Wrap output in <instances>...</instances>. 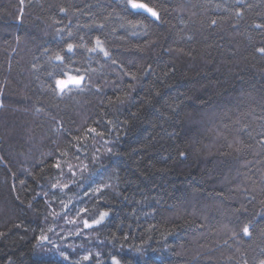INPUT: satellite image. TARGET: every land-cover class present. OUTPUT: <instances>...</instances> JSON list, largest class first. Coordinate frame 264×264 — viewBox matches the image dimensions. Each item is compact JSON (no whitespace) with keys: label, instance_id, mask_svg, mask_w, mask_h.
<instances>
[{"label":"trees","instance_id":"obj_1","mask_svg":"<svg viewBox=\"0 0 264 264\" xmlns=\"http://www.w3.org/2000/svg\"><path fill=\"white\" fill-rule=\"evenodd\" d=\"M136 1L0 0V264L264 262V0Z\"/></svg>","mask_w":264,"mask_h":264},{"label":"snow or ice","instance_id":"obj_2","mask_svg":"<svg viewBox=\"0 0 264 264\" xmlns=\"http://www.w3.org/2000/svg\"><path fill=\"white\" fill-rule=\"evenodd\" d=\"M128 3L130 4L132 9H143L145 12L150 13L153 17L157 16V13L155 11H153L152 8L148 7L146 4L144 3H138L136 2V0H128ZM97 43L99 44V41H97ZM69 50H71V45H69ZM100 51H104L103 48H100ZM261 52H264V49H260ZM105 55H107V53L105 52ZM59 59V57H58ZM82 79V78H81ZM71 83H75V84H79L80 80L78 79H74L72 77H69V81ZM68 82L63 81V80H59L57 81V86L60 87L61 91L64 90V88H66L68 86ZM102 218V217H101ZM97 223H99V221H97ZM244 233L247 235L248 234V228L245 227L243 229ZM65 259H67V257H65ZM84 259H88V257H84Z\"/></svg>","mask_w":264,"mask_h":264},{"label":"rangeland","instance_id":"obj_3","mask_svg":"<svg viewBox=\"0 0 264 264\" xmlns=\"http://www.w3.org/2000/svg\"><path fill=\"white\" fill-rule=\"evenodd\" d=\"M124 1H125L126 4L131 8L130 4L128 3V0H124ZM136 2H138V3H142V2H139V1H136ZM135 10H143V9H135ZM153 11H155V10L153 9ZM69 77H72V78H74V79H78V80H80L79 84H80L81 81H82V79H81L82 77H81V76H73V75H68V76H66L65 78L61 79V80L68 82V81H69ZM79 84H75V83L68 82V86H76V85H79ZM57 88L60 90V87L57 86ZM260 264H264V262H261Z\"/></svg>","mask_w":264,"mask_h":264}]
</instances>
